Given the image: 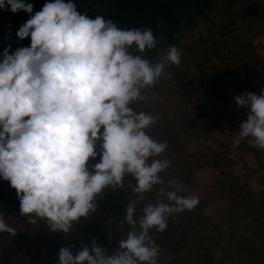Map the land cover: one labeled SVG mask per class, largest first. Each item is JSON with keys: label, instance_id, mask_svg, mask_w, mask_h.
Masks as SVG:
<instances>
[{"label": "clouds", "instance_id": "9594fccd", "mask_svg": "<svg viewBox=\"0 0 264 264\" xmlns=\"http://www.w3.org/2000/svg\"><path fill=\"white\" fill-rule=\"evenodd\" d=\"M33 7L0 0V10L30 14L17 37L31 39L29 47L11 54L5 48L0 61V178L16 191L20 216L31 224L45 220L51 232L67 235L75 222L96 212L105 189L123 188L131 176L137 199L125 206L122 223L131 230L118 248L109 254L94 239L91 249L82 246L75 255L62 247L59 264H157L150 230L164 232L168 218L193 210L199 197L181 195V182L170 180V190H158L167 202L149 203L134 218L144 194L164 183L159 174L170 161L160 158L167 141L146 131L156 117L132 105L145 99L142 93L168 66H179L182 54L169 46L152 62L142 55L157 46L150 27L122 28L101 15L92 19L73 0H46L31 15ZM234 100L249 109L235 144L247 139L249 147L264 149V88ZM97 156L99 162L91 164ZM0 233L17 234L3 216Z\"/></svg>", "mask_w": 264, "mask_h": 264}, {"label": "trees", "instance_id": "16d2710c", "mask_svg": "<svg viewBox=\"0 0 264 264\" xmlns=\"http://www.w3.org/2000/svg\"><path fill=\"white\" fill-rule=\"evenodd\" d=\"M24 2L34 6L31 14L34 15L42 9L46 0ZM73 2L79 12L87 13L92 19L101 15L122 28L150 27L157 40V46L155 49L146 50L142 55L152 62H156L159 55L165 53L169 46H175L181 54L183 53L179 66H168L155 86L142 93L146 99L132 105L137 112L142 111L141 102L155 99V91H165L168 88L172 96L192 97L180 106H174L172 113L167 116L169 120L165 126L156 121L146 130L153 139L167 141L168 147L160 158L169 160L170 167L159 174L164 183L154 186L153 190L145 193L143 200L136 204L137 212L134 218L139 219L143 207L149 203L167 202L165 197L158 195V190L161 187L170 190V180L178 178L181 183L192 184L193 171L203 166L218 171L219 175L225 174L221 162L228 164L231 162L229 159H223L222 156L219 160L212 159L207 153L187 155L183 150L189 142L199 140L206 121H209L208 117L213 121L222 116L221 95H218L216 90L229 85V80L244 82L253 64L264 63V56L259 57L255 53L257 47L252 49L251 45L245 44L241 41L243 39L235 36L238 30L235 27V19L254 17L258 20L264 16V0ZM245 11L247 13L243 15ZM214 16H218L215 24ZM29 18L30 14L23 11L13 14L7 9L0 10V61L7 47H11V54L18 48L30 46V37L24 40L17 37L20 26ZM208 23H213V35L208 32L185 49L179 44L178 39L183 34ZM237 64L243 65L240 69V72L245 74L243 77L241 73L235 72ZM207 85L214 88L209 109L199 95L200 88L204 89ZM162 120H165L164 116ZM99 160L97 156L90 163L94 165ZM135 184L136 181L131 176H126L123 188L105 189L97 197L96 212L91 213L95 218H81L65 235L51 232L45 220L38 219L36 224H31L27 217L20 216L16 191L11 188L9 182L0 178V216L17 232L15 237L0 233V264H59V251L62 247H70L75 255L82 246L91 249L93 239L111 254L118 248L119 240L126 237L127 232L131 230V226L122 221L126 214V204L137 199L130 188ZM242 186V193L233 195L241 198L242 207L237 205L238 209H234L235 203H232L219 225L206 226L202 223V208L206 202L199 198V203L193 210L170 216L164 232L150 230L155 245L171 257L164 264H264V201L256 199L257 197L249 191L247 183ZM89 228L90 232L85 231ZM217 252L221 253L219 259Z\"/></svg>", "mask_w": 264, "mask_h": 264}, {"label": "rangeland", "instance_id": "374dc122", "mask_svg": "<svg viewBox=\"0 0 264 264\" xmlns=\"http://www.w3.org/2000/svg\"><path fill=\"white\" fill-rule=\"evenodd\" d=\"M240 9L242 10V6ZM246 13L247 11L243 15ZM214 17L213 23L215 24L218 21V16ZM235 20V27L238 29L235 36L243 39L241 41L245 42V44L251 45L252 49L257 47L255 53L259 57H263L264 16L258 20H255L254 17L246 19L237 17ZM213 23L203 24L192 32L183 34L178 39L179 44L185 49L186 46H192L198 37L207 35L208 32L213 35ZM195 54L196 52L191 55V58ZM237 65L235 72L241 73V77H243L245 74L242 71L240 72L243 65ZM246 76L245 81L242 83L241 81L229 80V85L223 89L216 90V93L221 95L222 116L213 121L208 117L209 121H206L203 134L199 140L197 142H189L185 150H183V153L187 155L207 153L212 159L219 160L220 156H222L223 159L231 161L228 164L219 161L222 163V170L225 172L223 175H219L218 171L203 166L199 170L193 171L194 180L192 184L181 183V193L186 196H197L205 200L206 205L202 208V223L206 226L221 224V219L225 216L229 207L233 205L232 203H235L234 209H238L237 205L242 207L241 198L238 199L233 195L242 193V185L245 183H247L249 191L257 197L256 199L264 201V149L249 147L247 139L241 140L238 146L235 144V140L238 138L239 125L242 122H246L249 109L239 108L234 100V97L245 93H260L261 89L264 88V63L253 64L252 70ZM154 93L157 94L155 99L141 102L140 105H142V111L151 113L156 117L157 122L162 123L161 126L167 124L169 120L167 116L172 113L171 110L174 106H180L185 100L192 99L189 95L187 97H182L181 95L172 96L169 88L165 91H155ZM213 94L214 88L209 85L199 90V95L207 109L210 108V99ZM163 116L165 117L164 121L162 120ZM94 218L90 214L88 220H93ZM91 228L85 231L90 232ZM246 236L248 237L249 235ZM158 251L157 264H164L171 259L165 250L158 247Z\"/></svg>", "mask_w": 264, "mask_h": 264}]
</instances>
